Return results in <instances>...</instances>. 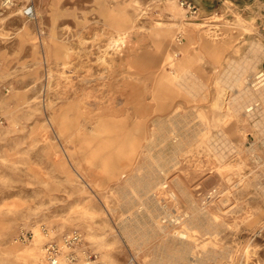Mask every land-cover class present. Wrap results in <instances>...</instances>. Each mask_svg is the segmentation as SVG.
Instances as JSON below:
<instances>
[{"label":"rangeland","instance_id":"374dc122","mask_svg":"<svg viewBox=\"0 0 264 264\" xmlns=\"http://www.w3.org/2000/svg\"><path fill=\"white\" fill-rule=\"evenodd\" d=\"M34 1L0 7V264H44L42 224L77 264H264L261 2Z\"/></svg>","mask_w":264,"mask_h":264},{"label":"built area","instance_id":"2783aa9c","mask_svg":"<svg viewBox=\"0 0 264 264\" xmlns=\"http://www.w3.org/2000/svg\"><path fill=\"white\" fill-rule=\"evenodd\" d=\"M259 1L264 9V0ZM16 4L20 5V12L27 18L36 16L34 0H0L1 8H10ZM180 4L184 6L189 16L194 19L199 18V7L192 0H180ZM261 31L264 34V22ZM176 38L180 43L182 34L178 33ZM256 77L262 79V73L257 74ZM40 230L45 238L43 242L44 264H77L82 261L94 260L97 257V252L90 247L79 228L74 227L59 234L54 227L42 224ZM35 236V231L32 229L20 233V238L25 240L34 239Z\"/></svg>","mask_w":264,"mask_h":264},{"label":"crops","instance_id":"0c3cea01","mask_svg":"<svg viewBox=\"0 0 264 264\" xmlns=\"http://www.w3.org/2000/svg\"><path fill=\"white\" fill-rule=\"evenodd\" d=\"M196 5H199V7L202 9V11L206 10L207 8H210L214 2L212 0H192ZM223 1V0H222ZM259 0H237V3L242 5L243 8L247 11L252 7H254L255 5H257ZM254 63L253 62V58L252 57H248L247 58V63L248 64V69L249 68H253L254 67ZM257 93V92H255ZM249 94V95H248ZM251 96V97H249ZM252 96L255 98H262V100L264 101V90L260 92V94H253V93H250V92H246V101H252Z\"/></svg>","mask_w":264,"mask_h":264},{"label":"bare ground","instance_id":"6f19581e","mask_svg":"<svg viewBox=\"0 0 264 264\" xmlns=\"http://www.w3.org/2000/svg\"><path fill=\"white\" fill-rule=\"evenodd\" d=\"M234 61V60H233ZM248 67V66H247ZM260 73H262V79H263V82H261V84H259L258 86H260V85H263L264 84V70L263 71H261ZM166 101V100H165ZM167 102V101H166ZM164 103V104H167V103ZM259 103V101H256L255 102V104L254 105H257ZM169 105H171L170 104V102H169ZM254 106L253 105H251V106H248V107H246V111H249V110H251L252 108H253ZM91 145V144H90ZM96 151V150H95ZM96 153V152H95ZM175 153V152H174ZM99 154V153H98ZM91 155H92V152H91ZM90 155V156H91ZM104 166V165H103ZM163 170H165L164 168H163ZM168 185V183H167V181L166 180H162V179H158L155 183H153V184H150V183H146V185L144 186L147 190V192H149L150 191V193H149V195H150V197H153V196H156V193H153L152 192V189L154 188V187H156V186H167ZM182 190V189H181ZM186 191V190H185ZM170 195L172 196V198H176L177 197V193L173 190V189H170ZM189 196V195H188ZM179 203V202H178ZM194 203V202H193ZM200 207V206H199ZM195 208V207H194ZM173 221H175V222H180V221H184V218H182V216L181 215H177V216H175L174 217V220ZM162 226V225H161ZM177 238H179L181 241L182 240H185L186 238H187V234H186V232H184V231H180L177 235Z\"/></svg>","mask_w":264,"mask_h":264},{"label":"water","instance_id":"95a60500","mask_svg":"<svg viewBox=\"0 0 264 264\" xmlns=\"http://www.w3.org/2000/svg\"><path fill=\"white\" fill-rule=\"evenodd\" d=\"M263 66H264V63H263Z\"/></svg>","mask_w":264,"mask_h":264}]
</instances>
